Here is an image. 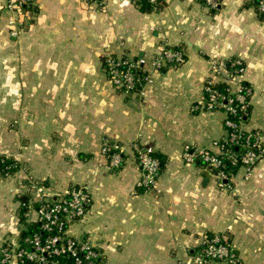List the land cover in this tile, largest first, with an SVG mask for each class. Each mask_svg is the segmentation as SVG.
I'll use <instances>...</instances> for the list:
<instances>
[{
    "label": "crops",
    "instance_id": "crops-1",
    "mask_svg": "<svg viewBox=\"0 0 264 264\" xmlns=\"http://www.w3.org/2000/svg\"><path fill=\"white\" fill-rule=\"evenodd\" d=\"M6 1L0 155L19 168L0 175V249L23 237L22 215L36 219L33 180L53 191L90 185V210L69 232L95 244L103 264H186L214 233L228 238L242 264H264V162L240 167L223 188L214 171L183 156L187 144L216 150L227 134L225 113L205 108L213 59L244 62L241 79L252 88L244 129L264 142V14L256 0H219L216 9L203 0H33L19 17ZM164 46L184 51L185 61L152 70L144 96L109 82L108 54L150 63ZM105 141L164 154L156 187H138L132 148L110 167Z\"/></svg>",
    "mask_w": 264,
    "mask_h": 264
},
{
    "label": "built area",
    "instance_id": "built-area-1",
    "mask_svg": "<svg viewBox=\"0 0 264 264\" xmlns=\"http://www.w3.org/2000/svg\"><path fill=\"white\" fill-rule=\"evenodd\" d=\"M98 2L99 0H93ZM150 5H158L162 0H145ZM211 9H216L219 0H203ZM33 0H7L5 7L12 14L24 15L30 10ZM257 9L264 14V0H256ZM14 18V22H15ZM18 35L15 29L11 33ZM185 61L181 49L164 46L147 63L143 58L127 54H108L105 59V72L112 86L125 94L145 95V87L151 81L152 70H161L167 66L180 65ZM229 60H210V77L204 86L205 108L222 110L225 113L226 136L217 141L216 150L195 148L185 145L184 159L187 162L202 161L214 171L220 187L229 185L232 173L225 169L224 159L233 165H241L248 171L260 162H264V142L253 132L244 129L249 113L251 86L241 79L244 62L237 58ZM226 75L224 82L216 77ZM219 84L225 85V91ZM233 147H236L234 149ZM130 148L136 153V161L141 171L138 187L152 190L160 176V161L151 150L138 145H125L105 141L101 154L108 158L110 167L122 164ZM29 190L34 195L36 219L39 230L22 237L19 243L6 242L0 249V264H103L104 259L98 247L83 236L73 235L69 229L75 223L82 222L92 204L90 185L80 184L67 187L63 191H53L42 183L32 180ZM242 264L240 254L224 235L214 233L203 238L199 248L190 256L186 264Z\"/></svg>",
    "mask_w": 264,
    "mask_h": 264
},
{
    "label": "trees",
    "instance_id": "trees-1",
    "mask_svg": "<svg viewBox=\"0 0 264 264\" xmlns=\"http://www.w3.org/2000/svg\"><path fill=\"white\" fill-rule=\"evenodd\" d=\"M236 59L237 58L230 59L229 63L231 61L236 60ZM218 87L220 88V90L225 91V85L224 84H219ZM250 108H251V105L249 106V110H250ZM233 148L236 149V147H233ZM152 155L159 159V161H160V170L162 171L164 169V167H165V164H166V161H167V157L164 154L160 153V152H152ZM223 161L225 162V164H224L225 165V169L230 171L232 173V175L234 173H236L237 170L241 167V165H239V164L238 165L231 164V161H229L228 159H224ZM198 162L203 163L200 160ZM18 168H19L18 161H16L15 159H13L11 157L0 155V175L6 176V175H9V174H12L16 170H18ZM21 221H22V223H24V226H25L24 230H23L24 236L27 235V234L33 233L36 230H39V224L38 223H36V222L35 223L34 222L33 223H26L25 222V217L23 215L21 217Z\"/></svg>",
    "mask_w": 264,
    "mask_h": 264
},
{
    "label": "water",
    "instance_id": "water-1",
    "mask_svg": "<svg viewBox=\"0 0 264 264\" xmlns=\"http://www.w3.org/2000/svg\"><path fill=\"white\" fill-rule=\"evenodd\" d=\"M23 236H24V233H23Z\"/></svg>",
    "mask_w": 264,
    "mask_h": 264
}]
</instances>
